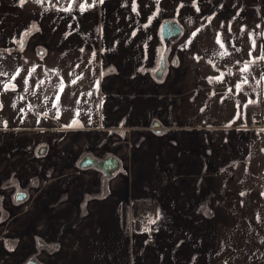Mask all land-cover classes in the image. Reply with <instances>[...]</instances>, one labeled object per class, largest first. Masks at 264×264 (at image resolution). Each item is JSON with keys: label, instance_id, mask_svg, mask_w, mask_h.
I'll use <instances>...</instances> for the list:
<instances>
[{"label": "crops", "instance_id": "crops-1", "mask_svg": "<svg viewBox=\"0 0 264 264\" xmlns=\"http://www.w3.org/2000/svg\"><path fill=\"white\" fill-rule=\"evenodd\" d=\"M0 73V264H264V0H0Z\"/></svg>", "mask_w": 264, "mask_h": 264}, {"label": "water", "instance_id": "water-1", "mask_svg": "<svg viewBox=\"0 0 264 264\" xmlns=\"http://www.w3.org/2000/svg\"><path fill=\"white\" fill-rule=\"evenodd\" d=\"M183 33V28L176 20H167L161 26V34L164 42V48L159 60V65L154 72L157 79H162L167 68V55L170 47L177 42ZM84 167H96L102 170L108 177L113 176L120 167V161L115 156H109L105 159H97L94 157H85L81 162ZM28 264H38L30 261Z\"/></svg>", "mask_w": 264, "mask_h": 264}, {"label": "built area", "instance_id": "built-area-1", "mask_svg": "<svg viewBox=\"0 0 264 264\" xmlns=\"http://www.w3.org/2000/svg\"><path fill=\"white\" fill-rule=\"evenodd\" d=\"M253 117L258 125L264 127V100L261 101L260 106L253 112ZM154 225V215L150 210L141 213L137 219L136 228L142 233H149Z\"/></svg>", "mask_w": 264, "mask_h": 264}, {"label": "flooded vegetation", "instance_id": "flooded-vegetation-1", "mask_svg": "<svg viewBox=\"0 0 264 264\" xmlns=\"http://www.w3.org/2000/svg\"><path fill=\"white\" fill-rule=\"evenodd\" d=\"M172 20H176V19H172ZM176 21H178V20H176ZM179 22V21H178ZM176 43V42H175ZM174 43V44H175ZM173 44V45H174ZM172 45V46H173ZM171 46V47H172ZM171 47H170V49H171ZM170 49H169V51H170ZM167 67H168V55H167ZM167 69V68H166ZM163 78H164V76H163ZM162 78V79H163ZM159 80H161V79H159ZM260 106V105H259ZM257 109V108H256ZM255 109V110H256ZM255 110H253L252 112H251V115H250V117L253 119V124H257L256 123V121H255V119H254V117H253V112L255 111ZM258 125V124H257ZM157 128H160L159 126L157 127ZM162 129V128H161ZM80 172H78V174H79ZM47 181H45V183H46ZM12 183H10V185H11ZM10 185H6L5 187H2V189L1 190H3V193H5V194H7V193H9V192H11L12 190H13V187H8V186H10ZM16 197L17 198H19V199H22V200H25L26 198H27V192L26 191H24V190H21V191H18L17 193H16ZM14 221V217L12 216V217H9L7 220H5L4 221V228H3V232H2V236H4V235H6V234H8L9 232H10V230H9V224L11 223V222H13ZM1 238V237H0ZM31 261V260H30ZM29 261V262H30ZM32 261H35V262H37L36 260H34V259H32ZM28 262V263H29ZM27 263V264H28ZM38 263V262H37ZM38 264H40V263H38Z\"/></svg>", "mask_w": 264, "mask_h": 264}, {"label": "snow or ice", "instance_id": "snow-or-ice-1", "mask_svg": "<svg viewBox=\"0 0 264 264\" xmlns=\"http://www.w3.org/2000/svg\"><path fill=\"white\" fill-rule=\"evenodd\" d=\"M100 2L101 3H103V0H100ZM25 3V0H20V4H21V6L23 5ZM81 10H83V5H81ZM135 10V9H134ZM196 35V33H193L192 34V36L194 37ZM189 42H191V41H189ZM33 71H35V69H33ZM244 71H247V66H245V68H244ZM0 75H5V73H0ZM26 82V81H25ZM73 83H75V81H72ZM247 81H245V83H246ZM5 87H7V85L5 86ZM13 87H14V85H13ZM237 88H239L240 87V85H237L236 86ZM61 91H63V85H61ZM254 101H249V103H253ZM262 131H264V129H262Z\"/></svg>", "mask_w": 264, "mask_h": 264}, {"label": "trees", "instance_id": "trees-1", "mask_svg": "<svg viewBox=\"0 0 264 264\" xmlns=\"http://www.w3.org/2000/svg\"><path fill=\"white\" fill-rule=\"evenodd\" d=\"M251 115V113H249V116ZM141 207V205H139ZM137 208V207H136ZM144 209V208H143ZM150 209L148 207H146L144 210ZM136 211V210H135ZM141 215V214H140Z\"/></svg>", "mask_w": 264, "mask_h": 264}]
</instances>
